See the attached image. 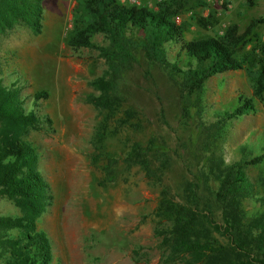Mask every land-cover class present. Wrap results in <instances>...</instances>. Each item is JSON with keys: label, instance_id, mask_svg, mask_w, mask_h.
Returning a JSON list of instances; mask_svg holds the SVG:
<instances>
[{"label": "rangeland", "instance_id": "obj_1", "mask_svg": "<svg viewBox=\"0 0 264 264\" xmlns=\"http://www.w3.org/2000/svg\"><path fill=\"white\" fill-rule=\"evenodd\" d=\"M74 1L44 0L36 35L22 25L0 35L1 84L18 88L25 109L49 120L23 137L35 149L36 169L50 195L35 230L49 241L50 264H165L156 230L166 222L155 213L162 188L176 193L178 201L190 187L208 198L207 188H216L219 172L264 150V100L254 98L253 112L215 130L211 126L217 116L235 107L238 97L250 98L245 70L256 68L258 56L252 44L245 45L238 53L247 55L245 69L207 79L185 105L175 80L139 56L119 81L111 110L102 109L91 100L100 95L93 82L110 78L104 58L94 49L72 50L66 44ZM200 1L203 6L194 0L120 3L150 10L168 5L185 42L216 38L232 26L241 33L250 20L264 18V0H255L253 6L245 0ZM209 13L217 24L198 27L195 17ZM254 32L263 40L264 23ZM92 41L106 45L101 36ZM165 58L179 69L184 66L178 44L165 46ZM40 91L46 98L34 103L32 96ZM150 141L165 150L151 158L159 168L156 179L147 178L138 164L128 163L131 146L144 148ZM242 171L247 187L240 203L249 218L264 211V160ZM19 215L0 198V216Z\"/></svg>", "mask_w": 264, "mask_h": 264}, {"label": "trees", "instance_id": "obj_2", "mask_svg": "<svg viewBox=\"0 0 264 264\" xmlns=\"http://www.w3.org/2000/svg\"><path fill=\"white\" fill-rule=\"evenodd\" d=\"M43 1L0 0V35L16 25L38 34ZM245 1L248 6L255 2ZM194 2L203 6L200 0ZM72 13L67 46L72 50L98 51L110 75L108 80L99 78L93 82L100 92L91 100L96 107L111 110L118 98L119 81L131 71L139 56L165 70L177 83L183 105L189 104L191 96L201 91L207 79L245 69L247 55L238 53L247 44H252L251 51L258 56L256 68L245 70L251 96L238 97L235 107L217 116L211 126L215 130L230 119L253 112L254 98L264 100V39L254 32L264 18L250 20L241 33L232 26L216 38L185 42L181 28L175 25V12L164 3L150 10L124 5L119 0H75ZM194 21L203 29L217 24L211 13L206 18L195 17ZM94 36H101L106 45H96L92 41ZM168 44L179 45L185 61L182 69L166 61ZM44 98L46 93L40 91L33 94L32 101ZM183 112L186 114L184 108ZM42 123L49 120L25 109L19 89L5 87L0 81V198L20 213L0 216V264H50L49 241L44 232L35 230V222L48 206L50 195L36 169L35 149L23 139L27 131L40 130ZM130 151L128 163L138 164L147 178L156 179L159 168L151 158L153 154H162L163 147L150 141L144 148L133 144ZM263 160L264 150L247 162L226 166L216 176V188H207L208 198L190 187L178 195V201L176 193L162 188L155 213L166 222L164 228L156 230L165 264H264V211L247 218L240 203L247 187L243 166L257 165Z\"/></svg>", "mask_w": 264, "mask_h": 264}, {"label": "built area", "instance_id": "obj_3", "mask_svg": "<svg viewBox=\"0 0 264 264\" xmlns=\"http://www.w3.org/2000/svg\"><path fill=\"white\" fill-rule=\"evenodd\" d=\"M120 1H123V0H120Z\"/></svg>", "mask_w": 264, "mask_h": 264}]
</instances>
